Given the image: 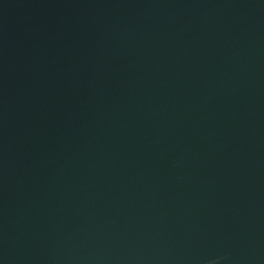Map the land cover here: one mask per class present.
I'll use <instances>...</instances> for the list:
<instances>
[{"label":"water","instance_id":"obj_1","mask_svg":"<svg viewBox=\"0 0 264 264\" xmlns=\"http://www.w3.org/2000/svg\"><path fill=\"white\" fill-rule=\"evenodd\" d=\"M0 264H264V0H0Z\"/></svg>","mask_w":264,"mask_h":264}]
</instances>
